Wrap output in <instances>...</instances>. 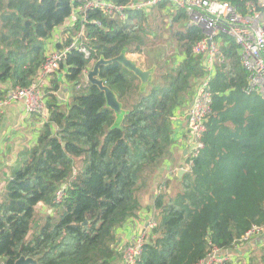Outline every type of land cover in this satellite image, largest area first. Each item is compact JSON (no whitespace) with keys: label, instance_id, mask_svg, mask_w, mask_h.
Here are the masks:
<instances>
[{"label":"trees","instance_id":"16d2710c","mask_svg":"<svg viewBox=\"0 0 264 264\" xmlns=\"http://www.w3.org/2000/svg\"><path fill=\"white\" fill-rule=\"evenodd\" d=\"M215 1L228 2L241 14L254 6L264 16V0ZM74 4L0 0V84L25 87L32 82L44 58L45 40L66 24ZM161 5L147 16L127 12L124 20L99 9L87 14L90 56L72 49L61 62L63 72L52 76L45 92L47 117L34 145L20 153L4 188L0 264H13L20 255L41 264H125L115 247L117 230L143 208L140 192L149 189L172 156L176 112L188 107L194 84L204 73L201 57L191 50L202 37L201 27L186 25L183 9L162 14ZM149 16L166 20L170 41L152 36L161 24L150 29ZM80 25V19L74 21L64 44ZM218 37L203 147L174 193L168 192V178L159 184L151 204L154 226L147 231L137 264H199L213 248L231 249L249 227L264 225V100L245 92L248 72L237 46L224 34ZM158 39L167 42L149 46L148 41ZM124 47L140 54L137 62L144 68L156 65L154 81L138 94L139 80L131 72L117 62L100 66L99 77L129 110L120 127L110 128L114 113L84 74L92 60L112 58ZM60 78L73 87L65 104L54 93ZM61 187L62 197L56 200ZM40 213L41 223L32 231ZM239 264H264V243Z\"/></svg>","mask_w":264,"mask_h":264},{"label":"built area","instance_id":"2783aa9c","mask_svg":"<svg viewBox=\"0 0 264 264\" xmlns=\"http://www.w3.org/2000/svg\"><path fill=\"white\" fill-rule=\"evenodd\" d=\"M71 1L75 4L69 20L66 24L55 28L51 36L44 42V58L32 82L25 87L7 84L8 86L4 88V95L0 98V110L11 101H20L25 114H35L40 117L41 122L45 121L47 117L45 92H47V88H50L52 76L59 71L63 72L60 70V64L64 61L67 53L75 49L81 52L85 58L90 56L85 27L88 19L87 14L90 10L99 9L108 16L124 20L127 17V12L139 11L147 16L153 8L161 4H164V7L162 5L161 7L165 15L174 13L176 10H185L186 25H197L202 29V37L192 45L191 50L193 54L201 57L204 73L194 84L191 102L185 112L186 137L183 140L185 160L182 168L187 169L188 164L203 147L201 138L206 128L205 122L211 105L208 81L214 74L213 62L219 49L220 38L218 36L220 34L227 36L237 46L240 62L248 72L245 92H255L264 100V25L261 21V13L254 6H251L248 14H241L228 2L215 0H131L124 4H113L109 0ZM77 19L81 20L79 30L71 36V41L68 44H64L68 30ZM93 22L101 26L100 21L94 20ZM93 63L94 60L85 70L84 79ZM62 191L63 187L56 191V200L61 199ZM142 222L145 224L147 219ZM153 226V218H150L146 228L149 230ZM263 231L264 225H252L238 243L246 242ZM146 237L147 234L144 230L133 233L121 245L116 243V250L121 252L123 263L137 264ZM219 252L213 248L199 264H221L228 260L227 256Z\"/></svg>","mask_w":264,"mask_h":264},{"label":"crops","instance_id":"0c3cea01","mask_svg":"<svg viewBox=\"0 0 264 264\" xmlns=\"http://www.w3.org/2000/svg\"><path fill=\"white\" fill-rule=\"evenodd\" d=\"M162 14L163 11L161 9ZM7 83L0 84V87L3 89L6 88ZM70 86L66 83L63 78L59 80V87L54 91L58 103L65 104L70 98ZM179 112V110H177ZM176 112V114H177ZM183 115L177 114L175 119V136L174 145L180 144L183 145V152L181 154L184 157L177 161L171 159L173 164L166 159L165 164L161 167L158 172L153 177V182L147 190V202L143 204V208L137 213V216L133 219V222H127L122 227L117 230V243H125L126 240L131 237L133 231H137L139 228L144 227L145 224L142 222L143 217L147 215V222L152 218V206L153 198L156 194L157 188L162 183L163 178H168L171 181V184L175 180H179L182 174L186 171L181 172V176L177 175L178 171L184 166L185 160V146L183 140L186 137V120H182ZM41 119L35 114H25L23 109V104L20 101H11L6 104L2 110H0V200L4 194V188L15 167L19 163L20 153L30 146H33L36 137L37 131L41 127ZM175 175V176H173ZM178 182V181H177ZM176 182V184H177ZM176 189L172 191L171 185L169 188L170 193H174ZM139 220V224L135 220ZM137 225H140L137 227ZM136 227V228H135ZM148 228L145 227L147 232ZM264 243V231L259 233L246 242H240L234 245L231 249L225 250L222 253L224 256L228 257V261L239 264L242 260H245L249 252L254 251L260 245Z\"/></svg>","mask_w":264,"mask_h":264},{"label":"water","instance_id":"95a60500","mask_svg":"<svg viewBox=\"0 0 264 264\" xmlns=\"http://www.w3.org/2000/svg\"><path fill=\"white\" fill-rule=\"evenodd\" d=\"M112 62H117L127 71L131 72L139 80L138 84V94L144 93L147 86L154 81L155 68L156 65L153 64L149 68H143L135 59H132L127 56V48L124 47L119 54L112 58H105L100 56L97 60L94 61L91 68L85 75V80L92 85L98 87L100 91L103 92L105 98V106L110 108L115 116L114 122L110 128L120 127L123 121V117L128 113V109L123 107V104L118 100L116 93L107 87L104 84V79L99 77V69L101 65H107ZM185 153V150H184ZM184 171V168H181L177 175L180 177L181 172ZM225 251H220L222 254ZM13 264H41L37 259L32 257H25L20 255L17 259L14 260Z\"/></svg>","mask_w":264,"mask_h":264},{"label":"rangeland","instance_id":"374dc122","mask_svg":"<svg viewBox=\"0 0 264 264\" xmlns=\"http://www.w3.org/2000/svg\"><path fill=\"white\" fill-rule=\"evenodd\" d=\"M154 9V8H153ZM153 9L151 10V12H150V14L152 13V11H153ZM151 16V15H150ZM148 17L147 19V23H148V26L150 27V29H153V28H155V26H157V24H161V28H159L158 26H157V29H155L154 31H153V33H152V36H154V37H158V36H160V35H163V37L165 38V39H169V37H168V32L166 31V26L164 25L165 24V22H166V20L165 19H163V18H159V17H157L158 19H156V20H153V19H151V17ZM261 21H262V23H263V25H264V16L263 15H261ZM169 41H170V39H169ZM168 41V42H169ZM171 41H172V38H171ZM167 41H161L160 39H158V40H155V41H148V44H149V46L150 45H152V44H157V43H162V44H164V43H166ZM172 49H173V47L171 48V49H169V51L167 52V54H169V53H173L172 52ZM127 56L128 57H130V58H132V59H135V60H138V58H139V56H140V54L139 53H127ZM142 57L144 58L145 56L144 55H142ZM173 59L174 60H176V58L175 57H173ZM180 59V57L179 56H177V60H179ZM143 67V66H142ZM144 68V67H143ZM68 86H70V89L72 90V85H68ZM186 110H187V108H184V109H181V110H179V112H177V114H180V115H183L182 116V120H185V112H186ZM176 114V115H177ZM176 119V118H175ZM175 123L176 122H174V124H173V130H174V134H173V136H175ZM183 152V145H182V147L180 146V144H175V145H173V148H172V156L170 157V158H168L167 160L170 162V164H173L172 162H171V159H173L174 161H177V160H179V159H181V157L183 158L184 157V155L183 154H181ZM173 176H175V175H173ZM178 180L175 178V180L173 181V183L171 184V189H172V191L174 190V189H176L177 188V184H176V182H177ZM178 183V182H177ZM160 187V186H159ZM158 187V188H159ZM140 197H141V200H142V203L143 204H145L146 202H147V200H146V198H147V191H145V190H143V191H141L140 192ZM44 210H45V208H44ZM47 212L49 213L50 212V210H47ZM151 213H153L152 211H151ZM41 214L42 213H40V214H38L37 215V217H36V219H35V221H34V223H33V225H32V231L35 229V224H37V223H39L40 222V220H41ZM147 219V215L145 216V217H143V220L142 221H145ZM127 222H133V220H129V221H127ZM135 222L137 223V224H139V220H135ZM41 223V222H40ZM40 223L37 225V227H36V229L35 230H37L38 229V226L40 225ZM138 226H140V225H137V227ZM145 227H147V222L145 223ZM145 227H141V228H139L137 231H133L131 234H133V233H138V232H143L144 230H145ZM136 228V227H135ZM146 234H147V232H146Z\"/></svg>","mask_w":264,"mask_h":264},{"label":"flooded vegetation","instance_id":"af4514ba","mask_svg":"<svg viewBox=\"0 0 264 264\" xmlns=\"http://www.w3.org/2000/svg\"><path fill=\"white\" fill-rule=\"evenodd\" d=\"M141 66H143V65L141 64Z\"/></svg>","mask_w":264,"mask_h":264}]
</instances>
